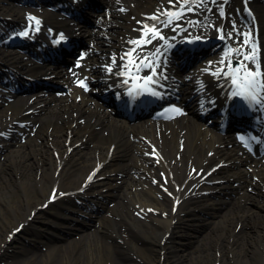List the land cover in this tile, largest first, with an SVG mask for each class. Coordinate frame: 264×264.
Here are the masks:
<instances>
[{
  "label": "bare ground",
  "instance_id": "6f19581e",
  "mask_svg": "<svg viewBox=\"0 0 264 264\" xmlns=\"http://www.w3.org/2000/svg\"><path fill=\"white\" fill-rule=\"evenodd\" d=\"M99 1H105V10L100 11L93 6L88 7L89 12L87 7L82 10L83 15L94 18L91 26L75 24L48 9L42 14L43 25L50 22L60 24L61 30H69L88 42L83 49L89 53L83 70L63 66L58 70H47L41 65L20 67L12 49L0 39V69L7 71V75L1 73L5 75L3 79L16 76V80L25 81L22 76L26 73L31 79L43 77L68 89L61 95L40 89L30 95H19L12 103L7 99L10 93L8 83L0 82V132L6 127H18L14 123L17 119L26 120L27 125H36L33 131L21 129L26 134L25 142L20 135V139L8 140L4 144L8 146V152L6 161L0 162V180L2 185L4 181L7 184L1 189L5 187L7 190L4 198H0V229L4 230L0 236V252L16 239L18 232L12 235L10 231L20 224L24 223L27 234L45 231L44 223L49 225L47 228L55 229L56 223L58 227L61 225L63 236L66 234L64 230L68 229L70 233L76 230L73 233L81 235V238L75 236L77 239L73 238L68 244L60 243L61 237L53 238V243L48 240L47 254L40 255L45 264H50L56 257L58 264H103V259L114 260L116 251L127 255L129 264L183 263L185 256L189 255L179 248H187L191 233H185L181 229L182 224L195 226L199 219L205 221L206 233L218 240L203 241L198 253L192 256L191 264H264V154L243 145V142L250 143V139L258 136L248 137L245 130L231 126L223 130L219 123L223 118L221 114L201 116V112H206L213 104V97L222 90L228 76L224 72L230 69L229 61L231 68L238 67L239 61L253 67L235 51H248L246 46H241L242 36L232 34L233 38L225 41L223 51L212 59L213 68L206 73L209 76L205 82L185 84L182 90L174 78L165 80L167 85H173L167 87L169 91L172 88L176 93L180 90L187 98V113L174 117V120L162 119L155 128L141 126L124 117V122L112 119L106 111L102 112L98 102L90 101L85 88L78 87L72 80L76 72L84 78L87 90L94 83L102 88H114V85L136 87L137 79L133 78L136 69L125 53L133 45L130 41L141 39V29L145 24H156L167 38V42L157 39L138 47L133 54V57L148 56L152 63L163 60L165 56L180 60L181 56L174 51L177 38L193 35L199 27L207 28L206 23L210 21H215L217 28L222 26L225 33L233 30L230 23L235 21L236 24L246 23L251 28L259 24L264 35V1L227 0L225 3L224 0H204L199 7L192 5L194 12H187L176 22L179 27L175 23L164 27L162 23L149 19L160 11L168 10L171 7L169 0ZM118 3L124 8L122 12L116 10ZM31 7L15 0H0V16L12 24L9 28L22 22L30 24L26 14ZM221 8L224 16L220 15ZM189 20L199 23L189 24ZM4 27L0 28L1 33L5 32ZM174 34L177 38L172 37ZM114 58L116 64L109 73L107 67L112 65ZM222 59L224 63H221ZM199 62L198 73L203 76L204 59ZM147 63L140 64L139 59H135V64L140 65L141 75L147 73ZM86 66H89L88 72L85 71ZM217 69H223L222 73L212 75ZM243 71L241 69L240 74ZM222 81L223 85L218 86ZM188 162L195 166V175L187 170ZM158 166L165 169L169 183L163 179L155 182L157 184L152 182ZM212 167L217 169L207 175ZM198 168L200 171L203 169L199 175ZM6 170L9 173L3 175ZM204 190L216 191L208 195ZM224 195H230L231 201L229 208L221 213L219 207L228 202ZM77 197L83 202L97 204L98 210L77 203ZM109 198L116 202L113 207L107 203ZM53 200L56 202L45 203ZM129 204L134 209L151 206L153 210L141 219L131 214ZM43 206H52L55 210L47 215L42 210ZM103 209L105 214L96 218ZM201 211L212 216L207 219L208 216L203 217ZM256 219H261L260 226ZM37 222L42 225L35 226ZM4 224L10 227L6 229ZM239 224L242 228L252 225V230L244 232L240 228L237 231ZM93 225V233L78 231ZM77 226L79 228L76 229ZM56 233L61 236L58 231ZM242 235L246 238H240ZM247 235H255L256 240ZM83 238L87 240L82 243ZM260 242L262 247L248 245ZM212 246L220 248L212 251ZM35 258L32 255L27 262L21 263L27 264Z\"/></svg>",
  "mask_w": 264,
  "mask_h": 264
},
{
  "label": "rangeland",
  "instance_id": "374dc122",
  "mask_svg": "<svg viewBox=\"0 0 264 264\" xmlns=\"http://www.w3.org/2000/svg\"><path fill=\"white\" fill-rule=\"evenodd\" d=\"M104 3H105V1H102V4L101 3L100 4L98 3L97 4L98 9L103 10L102 8L103 7H106ZM62 90H63V87H61L60 90H58V89H52V91H55V92L56 91L61 92ZM24 123H25V121H21L19 124L15 123L16 125H18V127H6L5 129H2L1 130V132H0V162L1 163H4L6 161L5 154L8 152V146L4 145L6 141H8V140L15 141V139H20V135H22V137L24 138L26 134H24L23 131H33V130H35L36 125L34 126L33 124H31V125H28V126H25L24 127L23 126ZM22 128H23V131H21ZM33 134H34V132H33ZM26 139L27 138H24V142L26 141ZM158 167L159 168L155 170V176L156 177H154V180H152V182L154 184H157L155 182L163 179L165 182H168L169 183L168 176H167V173H166L165 169L161 168L160 166H158ZM188 167L189 166L187 164V169H188ZM199 171H200V168H199ZM5 173L8 174L9 173V170L4 171L3 172V175ZM18 175H19V178H20V173H18ZM1 186H7L6 182L4 181L3 182V185H2L1 184V180H0V198L3 199L4 196H5L4 193L6 192L7 189H5V187H4V190H3V189H1L2 188ZM142 188H138V190H142ZM250 190H252L254 192V190L252 188ZM215 191L216 190H209V192H207L206 190H204L203 192H207L206 194L209 195V194H214ZM203 194H205V193H203ZM229 196L230 195H224V198L227 199L228 202L226 204H223L222 206L219 207V212L224 213L229 208L230 201H231L229 199ZM113 203H115V202L114 201L110 202V205L111 206L114 205ZM129 207H130L131 214L134 215L135 217L141 218V219H144L146 217L145 215L148 212H150V211L153 210V207H151V206L147 207L146 209H141V208H138V207L134 209V206L131 205V204H129ZM167 208H170L169 205L167 206ZM44 209L45 210L43 212L52 211V207H50V206H47ZM198 210H199V208H198ZM47 215H48V213H47ZM201 215L203 217L208 216V214L205 213V212H203V211H201ZM42 216L46 217L45 215H42ZM211 216L212 215L210 214L207 217V219L209 217H211ZM44 219L45 218H42L41 220H44ZM212 219H214V218H212ZM256 220H257L256 223H259V226H260L262 224L261 219H256ZM197 222L198 223L195 224V226L193 225L194 227L191 226V225L182 224V227L183 228H181V229L185 233L190 232L191 234L189 235V237H188L189 239L187 240V244H189V245H186V246H185V244L183 245V246H185L187 248L180 247L179 249H180V251L181 250H186L189 254L187 253L185 255H189V256H185L186 259H184L185 261H183V263H180L178 261V262H176V264H191V258H192V256L194 254H197L198 253V251L200 250L199 249L200 248V245L203 243V241L208 240V241L212 242V241H217L218 240L216 237H212L211 235H208V233H206L208 231V229H206V227L204 225V223H205L204 220L203 221H200L198 219ZM41 225L42 224L40 222H37L35 226L40 227ZM43 225L45 226V227L42 226L43 228H45V231H40L39 230L40 233H37L35 231H32L31 233L25 234V232L23 231V232H20L18 234V235H20L19 238H17L18 235H16L15 236L16 239H14L13 242L10 245H8L7 249L4 250V251H2V252H0V264H22L21 261L22 262H27L30 259V257H32V255H34L36 258L34 260L29 261L27 264H45L44 261L41 259V256L40 255L47 254L48 249H49V245L47 243L48 240H50V242L53 243L52 237L49 236L50 235L49 232L52 233L53 230H50L49 228H47V227H49V225L47 223H44ZM3 226L6 227V229L8 227H10L7 224H4ZM251 226H247V227H243L242 228V225L239 224L238 227H237V231L241 228V230L244 231V232H247V231L250 232L252 230ZM232 227H234V226H232ZM93 228L94 227H92L90 229V231ZM0 230H1L0 236H2V234L4 233V230H2V229H0ZM37 231H38V229H37ZM73 232L76 233V231H73ZM54 233L57 234L56 232H54ZM91 233H93V231ZM94 236H96V235H94ZM94 236H91V237H94ZM60 237H62V236H60ZM72 237L74 238L75 235L72 234L71 237H70V235H66L65 237H63V239L61 240L60 243H64V244L66 243V244H68L69 243L68 240L70 238H72ZM248 237L250 239H252V240H256L255 239V235H249ZM79 238H80V236H79ZM240 238L244 239V238H246V236L242 235V236H240ZM86 240H87V238H84L82 240V243H83V241L85 242ZM95 242H97V239L95 240ZM257 244L258 245L248 243V245L250 247H255V246L262 247L261 246V242L260 243H257ZM219 248L220 247H214L213 248V246H212V251H214V249L217 250ZM191 252H193V253H191ZM217 254H219V251L217 252ZM126 256L127 255L120 254L118 251H116L115 252V259L114 260L111 259V260H108L107 261V260L103 259L102 260V263L103 264H118V263L119 264H129V261L126 259ZM170 256H171V258H173V254H170ZM101 259L102 258H100V260ZM110 261H112V262H110ZM113 262H117V263H113ZM50 264H58V257H56ZM135 264H140V262L139 263L137 262Z\"/></svg>",
  "mask_w": 264,
  "mask_h": 264
},
{
  "label": "snow or ice",
  "instance_id": "6c2138e0",
  "mask_svg": "<svg viewBox=\"0 0 264 264\" xmlns=\"http://www.w3.org/2000/svg\"><path fill=\"white\" fill-rule=\"evenodd\" d=\"M204 0H199V3H203ZM215 2V0H213ZM225 3H227V0H224ZM199 3H197V0H169V5L171 6L166 11H160L158 14L153 15L150 17V20L158 21L163 24L164 27H168L169 25L176 24L177 27L180 25L176 22L180 21L187 12H194V8L192 5H196V7H199ZM123 10V9H121ZM220 15L224 16L223 9L220 10ZM164 19H161V18ZM29 21H34L35 25L37 26L36 30L38 31L40 20L34 16L28 17ZM189 24H198L199 21H188ZM31 27V24L29 25ZM175 30V29H173ZM142 31V37L139 40H132L130 41L131 44L136 45L137 47H144L148 44H151L153 41L159 39L162 41L167 42V38L162 34V31L160 28L157 27L156 24L148 25L145 24L143 26ZM219 35V39L221 40H231L233 38L232 32L225 33L223 30V27L220 26L217 28ZM233 31H237L235 28V24H233ZM239 35H243L244 39L241 41L242 47H247V52H240L239 49H236L235 51L243 55L244 61H249L253 67L249 68L248 64L243 63L242 61L238 62V67L231 68V61L228 63V67L233 73H240L241 69H243V74L236 76L233 75V83L235 84L237 82V79L240 80L241 85L246 88L247 95L244 96L245 99L250 100L251 102L258 103V104H264V71L261 70V65L259 62L258 52L259 48L256 43L255 37L251 33H238ZM18 35L27 37L30 35L29 31L25 30ZM63 38V37H61ZM199 39V37H197ZM157 52H159V47L156 49ZM229 51H232L229 49ZM136 52V48L130 49L128 53H125V56L129 57V59L133 62L134 67L136 71H140V65L135 64V59H139L140 64H145V61H148L147 67L152 68V72L150 75L143 77V79L148 83H156L157 81L153 80L154 76H157L156 73V67L159 65L153 66L152 61L148 56L144 57H133V54ZM155 55V53H153ZM121 59H124V57H121ZM221 63H224V60H221ZM116 64L115 58L112 61V65L107 67V71L111 73L113 71V65ZM79 66V63H78ZM125 67H127V64H125ZM223 69H217L215 72L212 73V75L219 76ZM122 74V73H118ZM228 72H224V75H228ZM259 78V79H258ZM127 83V81H125ZM79 86L85 88L87 90V85L83 80L79 81ZM257 89L260 90L261 94L257 93ZM152 95H159V93L153 91ZM233 95H241L240 92H234ZM174 111L179 112V109H174ZM91 179V177H90Z\"/></svg>",
  "mask_w": 264,
  "mask_h": 264
}]
</instances>
